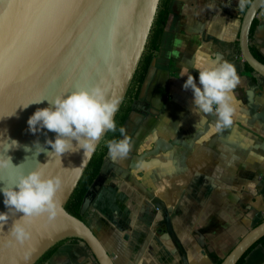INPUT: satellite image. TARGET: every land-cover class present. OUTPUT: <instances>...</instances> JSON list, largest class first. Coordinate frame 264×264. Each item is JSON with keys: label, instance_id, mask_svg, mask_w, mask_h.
<instances>
[{"label": "crops", "instance_id": "obj_1", "mask_svg": "<svg viewBox=\"0 0 264 264\" xmlns=\"http://www.w3.org/2000/svg\"><path fill=\"white\" fill-rule=\"evenodd\" d=\"M250 2L243 11L238 0L170 2L160 52L125 124L129 156L113 161L107 155L85 212L100 234L130 235L120 264H183L175 242L152 231V196L166 202L176 197L173 227L190 264H217L264 219V77L247 69L239 46ZM256 19L251 47L264 55V11ZM197 59L227 60L237 68L238 111L230 128L218 130L213 115L192 111L193 94L182 87L187 76L179 73L187 67L198 81ZM83 254L88 262H80ZM49 264L98 263L84 243L69 241ZM243 264H264V241Z\"/></svg>", "mask_w": 264, "mask_h": 264}, {"label": "water", "instance_id": "obj_2", "mask_svg": "<svg viewBox=\"0 0 264 264\" xmlns=\"http://www.w3.org/2000/svg\"><path fill=\"white\" fill-rule=\"evenodd\" d=\"M159 2L0 0V160L11 157L13 165L0 166V188L13 186L23 174L33 170L41 171L45 177L59 176L61 186L55 199L63 209L53 220H49L47 213L31 218L27 225L31 240L24 245L18 244L10 233L12 224L23 213L11 210L7 224L0 227V264H34L51 246L68 237L80 238L98 264H120L123 239L130 240V235L126 233L121 238L117 231L106 237L87 218L81 219L65 208L94 153L91 157L84 156V150L80 149L61 156L48 155L54 150L45 141L55 140L56 133L44 129L33 134L27 124L38 108L49 106L48 101L27 108L23 105L45 98L53 100L97 85L105 88L110 98H122V103L145 50ZM263 11L264 0H251L239 29L242 57L262 77L264 62L253 53L250 34L254 20L263 18ZM12 140L18 141L19 146ZM37 140L46 151L37 154ZM92 191L93 186L81 207L82 215L90 207ZM3 201L0 192V212H7ZM151 202L163 214V220L155 227L161 233L166 224L162 237L171 238L180 250L183 264H190L173 232L171 212L176 203L157 196ZM150 236L146 237L145 246ZM263 237L264 219L238 240L220 264H237Z\"/></svg>", "mask_w": 264, "mask_h": 264}, {"label": "clouds", "instance_id": "obj_3", "mask_svg": "<svg viewBox=\"0 0 264 264\" xmlns=\"http://www.w3.org/2000/svg\"><path fill=\"white\" fill-rule=\"evenodd\" d=\"M249 0H238V11H243ZM169 55H176L175 52ZM193 68L199 73L198 81L187 67L182 68L179 77L187 76L183 83L185 91L193 94L192 111L196 115H213L216 118L217 129L230 128L237 114V100L235 89L241 83L236 66L223 60L197 59ZM122 98H110L105 88L97 85L91 89L84 88L58 96L53 100L41 99L33 103L48 101L49 106L38 108L28 119V129L35 134L46 129L56 133L55 140L47 139L45 143L54 151L48 152L57 155L66 152L84 150V156L91 157L96 151L101 139L109 132L117 131L115 114L119 110ZM13 115V114H12ZM199 121L194 127L197 129ZM121 139L106 141L110 159H127L131 151V139L124 127L119 128ZM75 141V143H73ZM19 146L16 140L11 141ZM37 154L46 151L36 142ZM26 151H30L25 146ZM12 165L11 157L0 160V166ZM13 166V165H12ZM19 167V166H14ZM61 186L59 176L45 177L39 170L23 174L18 183L13 186H4L0 192L4 196L7 212H0V227H5L9 220V212L23 213L11 226L10 233L14 240L24 245L31 240L28 223L31 218L47 213L49 220H53L63 211L56 201L55 194Z\"/></svg>", "mask_w": 264, "mask_h": 264}, {"label": "trees", "instance_id": "obj_4", "mask_svg": "<svg viewBox=\"0 0 264 264\" xmlns=\"http://www.w3.org/2000/svg\"><path fill=\"white\" fill-rule=\"evenodd\" d=\"M170 2L171 0H160L159 2L157 13H156L153 25L150 30V34H149V37H148V40L145 46V50L141 56L139 64L129 83V87L119 107V110L115 114V120L117 123V131L115 133L113 132L107 133L104 136V138L101 140L96 151L92 155L88 165L84 169L78 184L76 185L69 199L65 203L66 210L81 219H84L80 210L85 200V197L87 196L90 188L93 186L95 181L98 179L101 173L102 167L104 165L105 158L108 155L106 141L111 140V139H121L122 138L119 133V128L120 127L125 128L127 119L130 113L134 110L137 101L139 100L142 86L147 78V75L153 63V60L160 52L161 37L165 30V22L170 13ZM256 24H257V19H255L253 22L250 37H252ZM252 51L259 60L264 62V55L261 52H259L258 50L254 48H252ZM246 67L247 69L254 71L253 68L248 63H246ZM262 220L263 219L258 221L256 225L259 224ZM69 241L76 242V241H81V239L78 237H68V238L58 241L53 246H51L34 264H49L53 256L60 249V247ZM262 241H264V237L259 242H262ZM259 242H257L256 244H258ZM249 251L247 252V254L249 253ZM246 255L237 264H243V261ZM222 260L223 259H219L217 261V264H220Z\"/></svg>", "mask_w": 264, "mask_h": 264}, {"label": "flooded vegetation", "instance_id": "obj_5", "mask_svg": "<svg viewBox=\"0 0 264 264\" xmlns=\"http://www.w3.org/2000/svg\"><path fill=\"white\" fill-rule=\"evenodd\" d=\"M97 182V180L95 181V183ZM95 183L93 184V190H94V187H95ZM92 188V187H91ZM153 197H155V196H152V197H150V202H151V200L153 199ZM158 197V196H157ZM151 209H150V219L151 220H154V223H155V225L153 226V228H152V231L155 233V234H157V235H163L164 233H165V231H166V224H164L163 225V227H162V232L160 233L159 231H158V227L156 228L155 226H156V224H158L159 222H161L162 220H163V214H162V212H161V210L158 208V207H156V206H154L153 204H152V202H151ZM177 208V206L175 205V207H174V209H173V211L171 212V215L177 210L176 209ZM83 217L84 218H86V215H85V213L83 214ZM171 221H172V217H171ZM172 226H173V221H172ZM173 232L175 233V230H174V227H173ZM176 234V233H175ZM163 238H166L167 239V237H163ZM77 242H81V241H77Z\"/></svg>", "mask_w": 264, "mask_h": 264}, {"label": "rangeland", "instance_id": "obj_6", "mask_svg": "<svg viewBox=\"0 0 264 264\" xmlns=\"http://www.w3.org/2000/svg\"><path fill=\"white\" fill-rule=\"evenodd\" d=\"M89 195L91 197L90 199L93 200V198L95 196V192L93 191ZM77 252L79 253V251H77ZM90 258L94 260V258L92 256ZM79 259H80V262L83 263V262H86V261L88 262L89 258H86V256H84V254H83V255H81V257H79Z\"/></svg>", "mask_w": 264, "mask_h": 264}, {"label": "bare ground", "instance_id": "obj_7", "mask_svg": "<svg viewBox=\"0 0 264 264\" xmlns=\"http://www.w3.org/2000/svg\"><path fill=\"white\" fill-rule=\"evenodd\" d=\"M176 189V188H175ZM173 191H175L174 189H172ZM170 202H173V204H175L176 203V197H173L172 199H170V200H168V203H170ZM151 237H153V236H150V240H149V242L152 240L151 239ZM165 240H167V241H169L168 240V238L166 239V238H164ZM111 247V246H110ZM118 260H119V263H121L122 261H121V258H118Z\"/></svg>", "mask_w": 264, "mask_h": 264}, {"label": "snow or ice", "instance_id": "obj_8", "mask_svg": "<svg viewBox=\"0 0 264 264\" xmlns=\"http://www.w3.org/2000/svg\"><path fill=\"white\" fill-rule=\"evenodd\" d=\"M0 88H2V82H0Z\"/></svg>", "mask_w": 264, "mask_h": 264}]
</instances>
